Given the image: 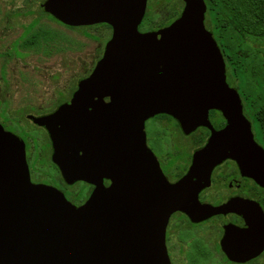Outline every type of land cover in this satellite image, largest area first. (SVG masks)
<instances>
[{
  "label": "water",
  "instance_id": "water-1",
  "mask_svg": "<svg viewBox=\"0 0 264 264\" xmlns=\"http://www.w3.org/2000/svg\"><path fill=\"white\" fill-rule=\"evenodd\" d=\"M182 1L169 25L140 32L147 0H46L63 23L112 29L72 99L31 118L46 128L64 182L95 189L76 206L56 187L31 182L22 139L0 125V264H170L166 217L199 214L197 194L215 164L231 158L264 185V149L226 81L222 54L204 25V1ZM213 109L226 121L219 130L209 123ZM160 113L185 132L211 130L174 183L145 143L144 121Z\"/></svg>",
  "mask_w": 264,
  "mask_h": 264
},
{
  "label": "flooded vegetation",
  "instance_id": "flooded-vegetation-1",
  "mask_svg": "<svg viewBox=\"0 0 264 264\" xmlns=\"http://www.w3.org/2000/svg\"><path fill=\"white\" fill-rule=\"evenodd\" d=\"M180 1V7L171 19L156 23L153 21L158 19V13L151 11V0H147L138 30L148 32L169 25L181 13L184 4ZM203 1L204 25L211 32L222 54L226 81L235 85L243 115L251 126V135L264 149V131L261 129L264 126V111L252 109V101H263L264 93L250 95L248 105L251 106L245 109L236 74L225 60L224 29L213 23L214 17H224L225 12L213 11L209 6L210 1ZM232 1L234 3L235 0ZM45 2L0 0V125L5 131L22 139L31 182L54 186L63 192L68 201L79 206L92 195L95 185L83 181L72 184L64 182L52 162V142L46 128L31 118L50 115L72 99L79 81L90 77L102 57L112 29L106 23H63L49 12L44 6ZM228 16L229 46L238 51L243 50L251 61L252 51L256 47L264 48V38L255 39L239 27L236 23V8L231 7ZM99 27L108 30L103 47L94 64L76 78L74 33L77 28ZM237 36L244 40L238 41ZM50 60L57 61L46 67L47 81L56 88L44 97V64ZM65 70L71 77L61 84ZM259 113L262 114L261 121L257 117ZM208 119L215 130L226 124L218 110H209ZM23 121L31 125L35 137L31 136V129L22 124ZM144 128L145 143L171 183L187 174L193 154L207 143L211 135L207 126H197L185 132L179 121L162 113L147 118ZM47 167L53 168L56 173L44 171ZM77 184H82L84 190L71 193L70 189ZM102 185L108 188L111 180L103 177ZM196 208L199 210L198 215L191 216L184 210H176L166 217L165 248L170 264H264V185L243 173L235 160L225 158L213 166L209 182L198 191Z\"/></svg>",
  "mask_w": 264,
  "mask_h": 264
},
{
  "label": "trees",
  "instance_id": "trees-1",
  "mask_svg": "<svg viewBox=\"0 0 264 264\" xmlns=\"http://www.w3.org/2000/svg\"><path fill=\"white\" fill-rule=\"evenodd\" d=\"M210 8L213 11L220 10L225 12L224 17H214L213 23L216 26L224 29L226 63L231 71L236 74L237 86L242 95L245 109H247L249 97L252 94L264 93V53L263 49L256 47L252 51V59L249 61L243 50L231 48L228 43L227 28L229 25V16L231 7L236 8V23L243 31H248L255 39L264 38V0H209ZM238 41H243L244 38L237 36ZM263 52V53H262ZM250 57V55H249ZM252 109L258 112L264 111V100L259 99L252 101ZM261 121L262 114L257 115ZM259 124V123H258ZM260 126V125H259ZM264 131V126L261 127Z\"/></svg>",
  "mask_w": 264,
  "mask_h": 264
},
{
  "label": "rangeland",
  "instance_id": "rangeland-1",
  "mask_svg": "<svg viewBox=\"0 0 264 264\" xmlns=\"http://www.w3.org/2000/svg\"><path fill=\"white\" fill-rule=\"evenodd\" d=\"M180 0H151L152 3V12L158 13V19L155 18L153 22L159 23L161 21H167L171 19L173 14L177 11L180 7ZM150 5V4H149ZM149 10V7H148ZM108 30L105 28H86L81 29L77 28L74 35L76 41V52H75V67H74V77L81 76L86 70L91 67L97 56L98 52L103 47L104 38L107 36ZM57 61V60H56ZM55 61V62H56ZM48 63L44 64V72H43V94L44 97L49 92L55 91L56 86L54 84L48 83L47 76H48V69L47 66L53 65L55 62L54 60L47 61ZM71 77V74H68L67 71H64V74L61 77V84L66 83L68 81V77ZM239 88V87H238ZM240 89V88H239ZM42 92V91H41ZM22 124L29 127L31 130V136L35 137V133H32V127L26 121H23ZM34 131V130H33ZM49 174L56 173V170L53 168L47 167L46 170ZM58 182V181H57ZM84 190V186L82 184L75 185L70 192L78 193Z\"/></svg>",
  "mask_w": 264,
  "mask_h": 264
}]
</instances>
